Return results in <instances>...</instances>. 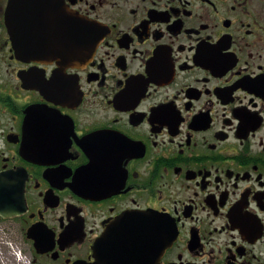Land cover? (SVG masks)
I'll return each instance as SVG.
<instances>
[{"label":"flooded vegetation","instance_id":"flooded-vegetation-1","mask_svg":"<svg viewBox=\"0 0 264 264\" xmlns=\"http://www.w3.org/2000/svg\"><path fill=\"white\" fill-rule=\"evenodd\" d=\"M22 1L24 35L0 0V181L25 204L0 264H264V0Z\"/></svg>","mask_w":264,"mask_h":264},{"label":"water","instance_id":"water-1","mask_svg":"<svg viewBox=\"0 0 264 264\" xmlns=\"http://www.w3.org/2000/svg\"><path fill=\"white\" fill-rule=\"evenodd\" d=\"M6 12H7L6 23L9 24V26L11 27L12 30H14L15 33L18 34L22 33V31L25 30L24 23L22 22V17H21L25 13L23 9V1L9 0ZM72 20H74L73 22L74 24H78L79 26H83L84 24L88 23L86 19L82 18L80 15L75 13L72 14ZM22 34L24 35V33ZM64 58L68 59L70 57H64ZM33 109L34 107L33 108L31 107L27 110L26 117L31 116ZM23 188H24L23 185H21L20 187L16 185L12 187H8L6 183H2L0 181V215L1 216L6 217V216L17 215L18 213L22 212L25 209ZM146 217H147L146 214L144 216L139 214L123 215L115 220V223L118 225L111 228V231L112 232L113 230L124 231L125 228H132L135 225H138L137 222L143 221L144 218ZM92 264H95V262H93Z\"/></svg>","mask_w":264,"mask_h":264}]
</instances>
